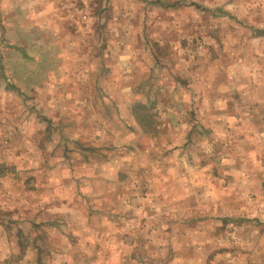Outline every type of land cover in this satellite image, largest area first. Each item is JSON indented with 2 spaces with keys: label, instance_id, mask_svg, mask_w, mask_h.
I'll return each instance as SVG.
<instances>
[{
  "label": "rangeland",
  "instance_id": "obj_1",
  "mask_svg": "<svg viewBox=\"0 0 264 264\" xmlns=\"http://www.w3.org/2000/svg\"><path fill=\"white\" fill-rule=\"evenodd\" d=\"M80 9L0 38V264H264V0Z\"/></svg>",
  "mask_w": 264,
  "mask_h": 264
},
{
  "label": "crops",
  "instance_id": "obj_2",
  "mask_svg": "<svg viewBox=\"0 0 264 264\" xmlns=\"http://www.w3.org/2000/svg\"><path fill=\"white\" fill-rule=\"evenodd\" d=\"M67 2L68 0H0V38L5 39L4 47L15 51L17 49L27 56L26 40L35 37L39 31L49 35L56 34L57 39L62 38L64 49L70 47V44L73 46L76 38L72 36L73 32L71 35L67 34L69 29L65 26L66 22L70 23L65 11ZM18 38H23V41ZM76 47L75 53L78 54L80 47ZM81 64L84 65V60L77 66L79 70L85 68ZM75 68L72 66V69Z\"/></svg>",
  "mask_w": 264,
  "mask_h": 264
},
{
  "label": "built area",
  "instance_id": "obj_3",
  "mask_svg": "<svg viewBox=\"0 0 264 264\" xmlns=\"http://www.w3.org/2000/svg\"><path fill=\"white\" fill-rule=\"evenodd\" d=\"M88 0H68L65 11L67 14V17L70 21L75 20V18L81 16V18L84 20L86 17L83 15H80L81 9L80 6H86Z\"/></svg>",
  "mask_w": 264,
  "mask_h": 264
}]
</instances>
